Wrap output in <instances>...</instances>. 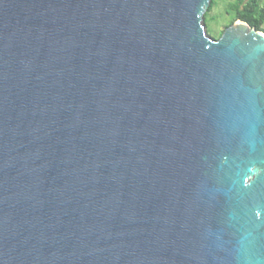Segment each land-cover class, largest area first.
<instances>
[{
	"label": "water",
	"instance_id": "95a60500",
	"mask_svg": "<svg viewBox=\"0 0 264 264\" xmlns=\"http://www.w3.org/2000/svg\"><path fill=\"white\" fill-rule=\"evenodd\" d=\"M212 0H0V264H264V32Z\"/></svg>",
	"mask_w": 264,
	"mask_h": 264
},
{
	"label": "trees",
	"instance_id": "16d2710c",
	"mask_svg": "<svg viewBox=\"0 0 264 264\" xmlns=\"http://www.w3.org/2000/svg\"><path fill=\"white\" fill-rule=\"evenodd\" d=\"M222 0H212L211 6L205 15V24L207 22L213 9ZM226 2L227 21L224 29L218 36L211 35L209 29L207 33L214 39H220L224 31L232 26L236 21L241 20L248 23L252 28L264 32V0H224Z\"/></svg>",
	"mask_w": 264,
	"mask_h": 264
},
{
	"label": "rangeland",
	"instance_id": "374dc122",
	"mask_svg": "<svg viewBox=\"0 0 264 264\" xmlns=\"http://www.w3.org/2000/svg\"><path fill=\"white\" fill-rule=\"evenodd\" d=\"M226 2L224 0L218 2V5L213 9L211 16L207 22V29H209L211 35L218 36L224 29V25L227 21Z\"/></svg>",
	"mask_w": 264,
	"mask_h": 264
}]
</instances>
